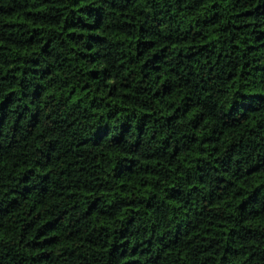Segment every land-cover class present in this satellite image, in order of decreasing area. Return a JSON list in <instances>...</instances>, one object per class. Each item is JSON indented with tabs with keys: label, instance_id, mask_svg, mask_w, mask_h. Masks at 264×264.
Listing matches in <instances>:
<instances>
[{
	"label": "trees",
	"instance_id": "1",
	"mask_svg": "<svg viewBox=\"0 0 264 264\" xmlns=\"http://www.w3.org/2000/svg\"><path fill=\"white\" fill-rule=\"evenodd\" d=\"M0 264H264V0H0Z\"/></svg>",
	"mask_w": 264,
	"mask_h": 264
}]
</instances>
